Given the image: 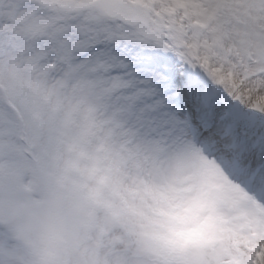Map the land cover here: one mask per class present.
I'll return each mask as SVG.
<instances>
[{
    "label": "snow or ice",
    "instance_id": "snow-or-ice-1",
    "mask_svg": "<svg viewBox=\"0 0 264 264\" xmlns=\"http://www.w3.org/2000/svg\"><path fill=\"white\" fill-rule=\"evenodd\" d=\"M0 264H264V0H0Z\"/></svg>",
    "mask_w": 264,
    "mask_h": 264
}]
</instances>
